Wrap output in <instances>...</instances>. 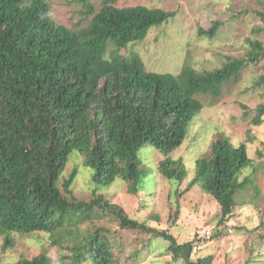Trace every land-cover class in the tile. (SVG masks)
Masks as SVG:
<instances>
[{"label":"trees","instance_id":"obj_1","mask_svg":"<svg viewBox=\"0 0 264 264\" xmlns=\"http://www.w3.org/2000/svg\"><path fill=\"white\" fill-rule=\"evenodd\" d=\"M88 1L81 0L88 25L74 32L52 18L48 0H0V236L4 249L12 245L13 236L44 233L57 249L69 244L71 256L63 259L72 264H113L112 248L120 252L123 245L114 237L136 232L148 236L145 249L151 255L160 251L171 256L173 263L212 264L211 255L193 259L192 242L178 243L169 232L131 219L97 189L119 178L128 184L129 193L143 190L151 171L136 152L145 145L164 157L157 169L177 189L187 172L170 155L182 146L204 101L212 105L227 85L237 83L247 60L229 61L213 71L186 66L177 75L148 72L137 54L121 56L119 51L143 41L175 12L145 6L118 8L117 0H100L99 6ZM261 2L258 15L264 23V1L256 3ZM44 13L50 15L42 19ZM219 25L200 30L199 36L213 38ZM109 42L115 50L107 58ZM247 54L249 61L257 63L264 58V47L253 41ZM263 115L264 107H258L251 124L260 125ZM72 153L79 164L93 170L95 190L87 202H77L71 194L79 165L61 177ZM248 168L252 175L239 182ZM254 172L246 144L235 146L222 135L212 143L209 155L196 161L188 187L196 186L213 198L223 223L249 190L259 199ZM106 217L118 226L111 238L104 227L77 232L80 226ZM61 261L44 251L22 256L16 264Z\"/></svg>","mask_w":264,"mask_h":264},{"label":"rangeland","instance_id":"obj_2","mask_svg":"<svg viewBox=\"0 0 264 264\" xmlns=\"http://www.w3.org/2000/svg\"><path fill=\"white\" fill-rule=\"evenodd\" d=\"M88 2L99 6L100 0ZM256 2L117 0L115 3L118 8L145 6L175 12L173 18L153 28L143 41L119 51L121 56L137 54L148 72L177 75L186 66L200 72L213 71L229 61L247 60L237 83L227 85L212 105L207 104V99L204 101V108L193 119L182 146L170 155L173 160L180 161L187 172L177 189L157 169L164 157L148 145L136 152L137 159L151 171L143 190L131 194L128 184L119 178L109 187L97 189L98 194L122 207L131 219L169 232L178 243L192 242L193 259L211 255L212 264H264V115L260 125L251 124L257 108L264 107V58L254 63L247 57L251 42L258 41L264 47V23L258 15L263 3ZM48 4L50 14L58 24L74 32L87 27L89 19L81 0H48ZM216 22L220 25L213 38L199 36L200 30L207 31ZM114 50L115 46L109 42L106 57ZM222 135L235 146L246 144L255 169L254 184L260 194L259 199H255L249 190L240 199L244 201L234 207L229 219L223 223L220 222V208L213 198L196 186L188 187L196 161L208 156L212 143ZM74 165H79V171L71 186L72 197L77 202H87L95 190L93 170L79 164L72 153L61 177L66 178ZM251 171L248 168L239 177V182L252 175ZM72 197H67L70 202ZM96 227L108 228L109 238L118 232L111 217L82 225L77 232L84 234L87 229L92 232ZM114 238L123 245L120 252L112 248L113 264H179L160 251L149 254L145 249L148 238L145 234L120 232ZM3 242L0 236V264H16L22 256L32 257L44 251L62 260L60 264H72L63 259L71 256L67 249L69 244L57 249L44 233L13 236L12 245L6 249ZM135 251L137 255L133 257Z\"/></svg>","mask_w":264,"mask_h":264},{"label":"clouds","instance_id":"obj_3","mask_svg":"<svg viewBox=\"0 0 264 264\" xmlns=\"http://www.w3.org/2000/svg\"><path fill=\"white\" fill-rule=\"evenodd\" d=\"M49 15H50L49 13L42 14V19L48 17Z\"/></svg>","mask_w":264,"mask_h":264}]
</instances>
